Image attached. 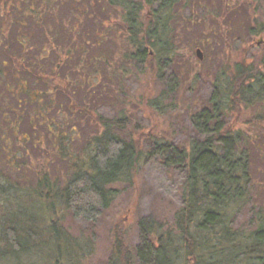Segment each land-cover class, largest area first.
Returning a JSON list of instances; mask_svg holds the SVG:
<instances>
[{
  "label": "rangeland",
  "instance_id": "rangeland-1",
  "mask_svg": "<svg viewBox=\"0 0 264 264\" xmlns=\"http://www.w3.org/2000/svg\"><path fill=\"white\" fill-rule=\"evenodd\" d=\"M103 1L106 9L101 11L93 0H52L51 5L17 0L18 25L1 20L0 201H20L31 214L25 224L37 219L43 234L35 235L45 242L48 224L38 220L37 211L45 205L36 192L40 176L46 174L62 189L72 174L67 167L81 157L85 141L105 134L132 141L140 149L137 167L133 175L109 185L115 196L96 220L73 217L55 196L58 224L76 248L64 243L61 254L69 258L61 264H111L115 240L129 251L131 264H149L140 257L149 230L153 226L175 236L174 218L183 206L184 171L164 162L154 146L188 149L191 139L203 138L195 135L188 118L208 106L218 74L229 76L238 62L262 70L264 0H177L170 13L176 56L145 65L124 58L132 48L122 13ZM129 1L141 5L142 20L156 7V1L151 8L140 0ZM3 33L9 55L2 48ZM13 59H21L20 65ZM260 116V109L235 107L226 120L232 129L256 136L258 146L249 160L256 182L252 198L229 219V227L238 231L251 229L252 212L264 211ZM99 119L123 120V128H105ZM34 237L29 245L35 241L37 247L23 262L56 264L54 244L39 246ZM46 254L53 257L51 263Z\"/></svg>",
  "mask_w": 264,
  "mask_h": 264
},
{
  "label": "trees",
  "instance_id": "trees-1",
  "mask_svg": "<svg viewBox=\"0 0 264 264\" xmlns=\"http://www.w3.org/2000/svg\"><path fill=\"white\" fill-rule=\"evenodd\" d=\"M51 1L46 0L48 4ZM93 1L100 3L101 11L106 9L101 4L103 0ZM140 1L148 8L156 1L152 15L144 20L139 18L142 8L139 3L129 0L103 2L107 7L120 8L122 13L126 41L132 48L131 53L124 54L125 59L129 57L142 65L147 60H150L149 63H166L177 52L170 37V22L174 17L170 13L177 0ZM18 10L17 0H0V25L3 18L6 23L18 25L20 20L14 18ZM3 40L4 33L2 48L9 55L8 45ZM147 48L151 51L148 52ZM13 61L20 65L21 59ZM261 65L262 70L259 71L252 64L238 62L231 66L229 76L226 73L217 75L208 106L188 118L195 135L203 138L191 139L188 149L168 150L166 146L155 144L154 150L162 155L164 162L184 171L181 185L183 206L174 218L175 236L168 231L160 233L153 226L149 230L140 254L149 264H173L174 258L178 264H264V211L258 209L252 212L253 224L248 231L229 227L232 214L252 198L251 191L256 182L249 171V160L253 149L258 148L254 145L257 138H249L245 132L232 129L226 123L235 107L260 109L262 116L259 120L264 121V56ZM99 120L105 128H123V120ZM139 150L132 141L125 142L105 134L85 141L81 157L78 156L76 162L72 161L67 167L72 174L62 189L58 190L54 183L48 181L46 174H42L36 192L38 199L45 203V207H41L42 204L37 207L41 213L38 220L47 221L48 224L49 237L45 242L39 241L38 235H35L43 234L37 219L25 224L29 218L27 216L31 214H27L20 201L13 203L9 199V205L0 201V264H26L22 257L37 247L35 241L32 246L29 245L34 236L39 246L49 248L51 243L54 244L58 252L56 264L69 258L66 253L61 254L68 240L58 224L55 196L58 195V203L73 217L93 222L115 196V191L108 188L109 185L133 175ZM70 157L69 160H72ZM3 189L0 186V191ZM28 224L33 229L28 228ZM68 243L75 248L72 241ZM45 256L49 263L53 261L50 254ZM129 257V251L119 240H115L113 259L117 263L131 264ZM115 261L111 264H115Z\"/></svg>",
  "mask_w": 264,
  "mask_h": 264
},
{
  "label": "water",
  "instance_id": "water-1",
  "mask_svg": "<svg viewBox=\"0 0 264 264\" xmlns=\"http://www.w3.org/2000/svg\"><path fill=\"white\" fill-rule=\"evenodd\" d=\"M196 56L199 60L202 59V55H201V52L199 50H196Z\"/></svg>",
  "mask_w": 264,
  "mask_h": 264
}]
</instances>
